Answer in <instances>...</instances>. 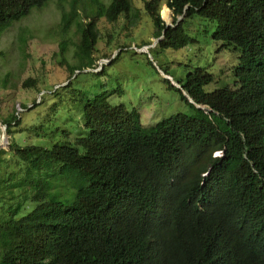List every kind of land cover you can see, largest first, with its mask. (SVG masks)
I'll return each mask as SVG.
<instances>
[{"label": "trees", "instance_id": "16d2710c", "mask_svg": "<svg viewBox=\"0 0 264 264\" xmlns=\"http://www.w3.org/2000/svg\"><path fill=\"white\" fill-rule=\"evenodd\" d=\"M49 1L0 0V36ZM90 2L86 21L61 12L79 37L69 75L96 62L100 19L131 27L139 18L131 0ZM143 9L161 49L195 42L187 20L209 22L220 49L238 53L234 87L204 91L214 78L197 67L177 83L189 111L148 127L136 110L112 106L111 93L85 96L82 132L71 142L64 131L50 148L22 137L37 124L38 138L57 133L54 109L32 122L0 109L9 137L0 149V264H264V0H146ZM23 87L38 90L31 78Z\"/></svg>", "mask_w": 264, "mask_h": 264}, {"label": "rangeland", "instance_id": "374dc122", "mask_svg": "<svg viewBox=\"0 0 264 264\" xmlns=\"http://www.w3.org/2000/svg\"><path fill=\"white\" fill-rule=\"evenodd\" d=\"M131 1L132 10L139 11L137 22L128 27L124 17L116 23L100 19L97 25V60L91 68L75 70L72 75H69L67 67L77 61L75 53L79 37L74 24L66 28L61 25V12L70 13L73 8L81 20L86 21L85 15H90L93 6L90 0H50L43 8L33 10L26 18L13 23L0 36L2 114L16 110L17 114L22 112L23 122H32L38 114L42 119L47 118L54 109L48 124L60 127L52 135L47 132L46 136L51 135V138H38L36 134L40 128L38 124L33 125L23 132L22 145L50 148L52 142L66 138L64 131L71 133L69 140L72 142V138L82 132L81 108L85 96L111 93L108 101L112 106L122 104L128 110H136L142 125L148 127L171 115L189 111L188 103L191 101L187 103L181 99L176 90H180L177 83L197 67L214 78L204 86V91L234 87L231 71L237 64L238 53L220 49L222 41L212 38L213 27L209 22L196 17L187 20L183 27L195 42L179 49H161L156 47L154 26L143 9L146 0ZM163 6L166 7L165 4ZM189 23L193 25L189 27ZM168 24L173 25L172 14ZM62 41L66 43L63 56L59 49ZM146 44L150 47L143 49ZM142 50L146 51L140 52ZM61 62L65 65L62 66ZM98 71L101 72L98 74ZM29 78L37 81L38 90L23 87ZM55 90L53 97L50 96ZM182 95L187 99L183 92ZM33 102L41 104L34 108ZM24 103L34 109L23 110L20 105ZM30 125L25 124V127ZM2 128L0 124L1 137ZM6 138L8 141L7 135Z\"/></svg>", "mask_w": 264, "mask_h": 264}, {"label": "water", "instance_id": "95a60500", "mask_svg": "<svg viewBox=\"0 0 264 264\" xmlns=\"http://www.w3.org/2000/svg\"><path fill=\"white\" fill-rule=\"evenodd\" d=\"M168 9V8H167ZM169 10V9H168ZM181 19H183V17H180V19H178V20H181ZM165 26L166 27H171V26H173L172 24L170 25V24H168V23H165ZM164 33V32H163ZM162 39V37H160V38H158L157 39V42L158 41H160ZM150 46H146V47H144L145 49L146 48H149ZM140 52H142V51H140ZM102 63H104V62H102ZM101 63V64H102ZM2 141L5 143L4 145H1L0 146V149L1 148H3L5 145L7 146V148H8V145H9V143H8V141H7V138H6V127L4 126L3 128H2Z\"/></svg>", "mask_w": 264, "mask_h": 264}, {"label": "clouds", "instance_id": "9594fccd", "mask_svg": "<svg viewBox=\"0 0 264 264\" xmlns=\"http://www.w3.org/2000/svg\"><path fill=\"white\" fill-rule=\"evenodd\" d=\"M170 11V10H169ZM157 40V39H156ZM158 43V42H157ZM156 43V44H157ZM148 46V45H147ZM146 47V46H145ZM143 49H145L144 47H143ZM144 51H146V50H142V52H144ZM177 85V84H176ZM191 103H192V101H191ZM198 108H201V109H204V107L203 106H197ZM220 154L219 153H215V155L214 156H219Z\"/></svg>", "mask_w": 264, "mask_h": 264}, {"label": "bare ground", "instance_id": "6f19581e", "mask_svg": "<svg viewBox=\"0 0 264 264\" xmlns=\"http://www.w3.org/2000/svg\"><path fill=\"white\" fill-rule=\"evenodd\" d=\"M164 7V6H163ZM167 8V7H166ZM163 9V8H162ZM162 12V11H161ZM171 14V13H170ZM162 15H163V13H162ZM164 20V19H163ZM165 21V20H164ZM168 23V22H167ZM147 49V48H146ZM2 141V140H1ZM5 143L2 141L1 143H0V146L1 145H4Z\"/></svg>", "mask_w": 264, "mask_h": 264}]
</instances>
